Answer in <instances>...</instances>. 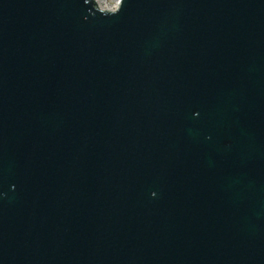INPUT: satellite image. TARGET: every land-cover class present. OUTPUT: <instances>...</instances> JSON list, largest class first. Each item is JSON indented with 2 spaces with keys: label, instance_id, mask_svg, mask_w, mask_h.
Masks as SVG:
<instances>
[{
  "label": "water",
  "instance_id": "1",
  "mask_svg": "<svg viewBox=\"0 0 264 264\" xmlns=\"http://www.w3.org/2000/svg\"><path fill=\"white\" fill-rule=\"evenodd\" d=\"M0 0V264H264V0Z\"/></svg>",
  "mask_w": 264,
  "mask_h": 264
},
{
  "label": "bare ground",
  "instance_id": "2",
  "mask_svg": "<svg viewBox=\"0 0 264 264\" xmlns=\"http://www.w3.org/2000/svg\"><path fill=\"white\" fill-rule=\"evenodd\" d=\"M98 2H99V4H100L101 7H103V8H109V9L115 7L116 6V3H117V1H116L115 5L108 6V5L104 4L103 0H98Z\"/></svg>",
  "mask_w": 264,
  "mask_h": 264
},
{
  "label": "rangeland",
  "instance_id": "3",
  "mask_svg": "<svg viewBox=\"0 0 264 264\" xmlns=\"http://www.w3.org/2000/svg\"><path fill=\"white\" fill-rule=\"evenodd\" d=\"M117 0H103L104 4L111 6V5H115Z\"/></svg>",
  "mask_w": 264,
  "mask_h": 264
}]
</instances>
